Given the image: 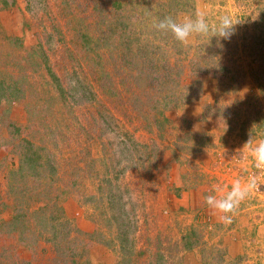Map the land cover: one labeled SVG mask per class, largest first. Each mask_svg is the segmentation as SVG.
<instances>
[{"label":"rangeland","instance_id":"rangeland-1","mask_svg":"<svg viewBox=\"0 0 264 264\" xmlns=\"http://www.w3.org/2000/svg\"><path fill=\"white\" fill-rule=\"evenodd\" d=\"M7 1L0 0V219L12 218L26 201L18 191L36 180L9 175L29 138L55 164L51 185L69 225L56 234L53 222L35 218L24 241L0 226V264H148L158 253L166 264H264V172L241 164L238 151L251 133L264 139V0H179L171 10L162 6L169 0ZM166 11L178 22L199 12L210 26L223 16L237 24L230 39L210 32L182 44L153 27ZM166 65L179 66V75L155 80ZM86 84L94 99L70 97ZM137 93L174 99L163 130L154 110L133 106ZM250 175L257 188L224 224L205 197L213 185ZM190 228L200 240L187 250Z\"/></svg>","mask_w":264,"mask_h":264},{"label":"trees","instance_id":"trees-1","mask_svg":"<svg viewBox=\"0 0 264 264\" xmlns=\"http://www.w3.org/2000/svg\"><path fill=\"white\" fill-rule=\"evenodd\" d=\"M3 6L8 5L7 0H2ZM97 0H93V5L97 4ZM178 3H184L183 1L180 2L179 0H169V2L163 3L162 6L165 10L166 8H178ZM187 3V0H186ZM116 6H118L119 9L122 7V3L118 1L115 3ZM98 6V5H97ZM100 11H104V9L97 8L96 12L100 13ZM169 11H166L164 13L163 18L167 17ZM101 18H103V15H101ZM86 42H90L91 37H89L87 34L83 35ZM123 57H117L114 58V61L120 60ZM132 60V59H131ZM131 60L127 61L126 64H131ZM146 64L149 66V70H153L157 68V62L151 57V59H148L145 61ZM173 66H165L166 73L161 76L158 75L157 77H154L155 80H160L165 82L167 79H173V75H179L178 68ZM159 69V68H158ZM148 70V69H147ZM52 77L58 82L59 78L56 76L55 73L52 72ZM108 77H111L108 72H105L104 77L108 80ZM136 80L140 77L139 75L133 76ZM162 78L166 79L163 80ZM108 81L113 83V77H111ZM2 81H0V84ZM58 89L65 92L66 90L63 88L62 84L59 83ZM166 87H169L167 85ZM0 90L1 87H0ZM75 90V91H74ZM71 92L70 97L74 98L76 97V101H86L91 100L96 97L95 91L89 84L83 85L82 87H74L68 90ZM2 92V91H0ZM61 92V95L64 93ZM140 93L136 94V97L134 99L133 106L137 107V109L141 110L142 112L145 111L149 114V108L154 110V114L152 115L154 118V123L156 124L157 128L159 130H163L166 125L169 123V118L166 114L167 108H169V101H174L172 99L171 95L167 94L161 99L158 98L156 101H151L152 98L145 93L146 100L144 99V96H138ZM5 95L0 94V100ZM15 97V96H14ZM15 98L18 99V96ZM18 132V130H15V132ZM16 132V133H17ZM21 150H20V160L19 165L15 169H11L9 172V175H16L20 174V176H23L24 178H36L34 180L35 182L27 181V183L24 185V191L19 190V193H25L26 201H21L20 204L17 203L13 206L14 214L12 215V218L10 220H4L0 219V226L8 225L11 226V232H18L21 234V240L24 241L26 237H29L28 235H25L27 231L33 230L35 221V218H39V223H42L45 221L51 223L53 222V226L55 227V233L58 234V228L62 227L63 229H66V227L69 225V222L67 219H64L65 215V209L63 204L59 200V194L57 192H53V187L51 185V182L53 183L54 173L56 172L55 164L53 163L52 159L45 153V147L36 145L31 139L29 138H22L21 142ZM47 177V180L45 182H41V178ZM112 182L108 180V184H111ZM8 185L10 189H14L16 186L13 184V182L8 181ZM42 186L44 188L42 189ZM100 187L103 186V184L99 185ZM40 188V190H38ZM38 190V191H37ZM59 191V190H58ZM29 193L28 195L26 193ZM44 194V195H43ZM116 197L118 195L116 193L110 195V202L111 204H115ZM115 200V202H114ZM4 206H6L4 204ZM123 206V204H122ZM31 218H34L32 221ZM71 230V229H70ZM183 240V246L187 250L194 249L197 245H199V240L197 238V233L194 228H190L182 237ZM159 257L156 262L149 261L148 264H166V256L163 253H158Z\"/></svg>","mask_w":264,"mask_h":264},{"label":"clouds","instance_id":"clouds-1","mask_svg":"<svg viewBox=\"0 0 264 264\" xmlns=\"http://www.w3.org/2000/svg\"><path fill=\"white\" fill-rule=\"evenodd\" d=\"M233 20L228 16L219 18L218 24L210 26L203 14L197 13L196 17L187 18L178 22L171 16L154 23L153 27L161 32H171L174 38L182 44H187L192 35L206 36L210 32L212 37L230 39L234 25ZM240 163L247 164L249 161L260 172H264V139L255 140L253 133L243 145ZM259 177L250 175L247 178L234 179L229 186L213 185V193L205 197V203L215 213H219V219L224 224L232 222V214L236 212L253 190L257 188Z\"/></svg>","mask_w":264,"mask_h":264},{"label":"crops","instance_id":"crops-1","mask_svg":"<svg viewBox=\"0 0 264 264\" xmlns=\"http://www.w3.org/2000/svg\"><path fill=\"white\" fill-rule=\"evenodd\" d=\"M1 173V172H0ZM0 176H2L1 174H0Z\"/></svg>","mask_w":264,"mask_h":264}]
</instances>
